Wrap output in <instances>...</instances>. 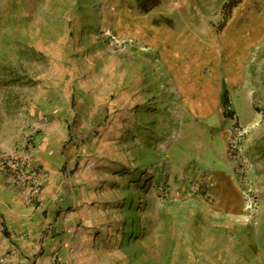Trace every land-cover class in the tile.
I'll list each match as a JSON object with an SVG mask.
<instances>
[{
  "label": "rangeland",
  "instance_id": "1",
  "mask_svg": "<svg viewBox=\"0 0 264 264\" xmlns=\"http://www.w3.org/2000/svg\"><path fill=\"white\" fill-rule=\"evenodd\" d=\"M229 1L159 0L138 20L136 0H0V159L35 161L42 181L28 204L0 170V260L47 264L44 249L6 243L41 236L59 241L49 264H264V175L221 192L220 138L194 140L181 114L147 111L126 64L151 38L169 42L153 56L172 65L264 74V0ZM106 33L133 49L112 50ZM12 220L28 229L5 233Z\"/></svg>",
  "mask_w": 264,
  "mask_h": 264
},
{
  "label": "crops",
  "instance_id": "2",
  "mask_svg": "<svg viewBox=\"0 0 264 264\" xmlns=\"http://www.w3.org/2000/svg\"><path fill=\"white\" fill-rule=\"evenodd\" d=\"M140 13V11H139ZM138 20L144 19L149 13H141ZM140 18V19H139ZM152 18L150 23L143 21L146 27L152 28ZM163 28V24H158ZM168 34L165 33V41L168 40ZM143 42L149 46L144 49L134 60L127 61L126 64L138 66L139 76L143 78V88L145 94L148 95L147 111L156 109L158 112L181 114L180 133L190 135V138H204L213 142L220 138L221 153L219 160L222 161L223 168L219 169L220 179L215 180L221 192H227L229 186L237 182L232 165L230 164L225 150V129L229 127L228 119L223 115L224 105L227 99L233 101L234 109L237 112L243 125H249L255 120H260L259 127L254 129L243 145V152L248 160V177H257L264 175V74L260 65L249 63L241 64L237 69L227 70L221 63H217L209 67L208 62L200 60L199 65L193 67L192 59L190 62L184 61L179 65H172L168 60L169 52L163 55L162 51H168L169 42H164L162 48L157 46L151 38L144 39ZM181 46V43H180ZM158 49L159 57L156 58ZM163 95V96H162ZM179 96V97H178ZM162 101V102H161ZM157 107V108H156ZM263 115V116H261ZM212 117L218 118L219 124L217 132H209L204 121L210 120ZM174 124L173 119H168V123ZM202 127L200 129L198 127ZM196 140V139H194ZM208 161V160H207ZM214 171V170H213ZM61 218L68 217V213L63 210ZM43 218V217H42ZM42 221V220H41ZM67 221V220H66ZM7 225L8 233H14L11 230L28 229L27 221L22 222L23 226H17L15 221ZM40 232L42 230L40 229ZM4 233V234H5ZM19 234V233H18ZM32 238V237H30ZM21 244L12 245L9 239H6L7 246L15 251L19 248L18 253L31 254L34 250L37 252L42 249L44 253L38 261L47 257V264L50 262L51 254L58 249L59 241L49 240L43 244H39L41 236L37 240H24L19 237ZM52 242V243H51ZM56 245H53L54 243Z\"/></svg>",
  "mask_w": 264,
  "mask_h": 264
},
{
  "label": "built area",
  "instance_id": "3",
  "mask_svg": "<svg viewBox=\"0 0 264 264\" xmlns=\"http://www.w3.org/2000/svg\"><path fill=\"white\" fill-rule=\"evenodd\" d=\"M105 36L112 50L129 51L133 49L135 44L132 39L118 40L108 33ZM223 114L229 122L225 139L226 156L233 167L237 180L241 184L246 183L248 160L242 148L251 132L259 127L260 120H255L249 125H243L230 98L227 99V103L224 105ZM262 120H264L263 117ZM0 170L4 174L6 181L21 192L26 203L32 204L38 200L42 190V181L40 169L35 161L16 158L10 160L0 159ZM7 262V259L0 260V264H7Z\"/></svg>",
  "mask_w": 264,
  "mask_h": 264
},
{
  "label": "trees",
  "instance_id": "4",
  "mask_svg": "<svg viewBox=\"0 0 264 264\" xmlns=\"http://www.w3.org/2000/svg\"><path fill=\"white\" fill-rule=\"evenodd\" d=\"M241 0H230L228 6L233 10ZM136 5L140 13H149L159 5V0H136Z\"/></svg>",
  "mask_w": 264,
  "mask_h": 264
}]
</instances>
